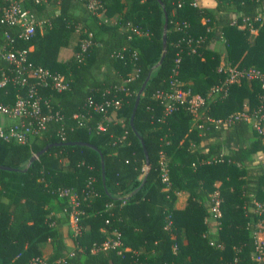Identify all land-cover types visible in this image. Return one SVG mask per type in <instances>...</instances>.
Wrapping results in <instances>:
<instances>
[{"label": "trees", "instance_id": "obj_1", "mask_svg": "<svg viewBox=\"0 0 264 264\" xmlns=\"http://www.w3.org/2000/svg\"><path fill=\"white\" fill-rule=\"evenodd\" d=\"M162 1L98 0L92 10L88 0H23L24 7L50 20L29 40L18 37L17 26L0 23V42L10 32L17 48L30 47V61L69 82L63 91L42 89L56 116L29 142L0 137V164L15 168H0V264L34 258L46 264L61 258L65 264H264L254 258L255 230H264V129L258 132L252 121L236 117L261 105L263 89L258 81L243 80L231 84L226 96L211 94L227 76L218 70L221 64L264 70V26L252 33L249 26L231 24L261 10L264 0H211L199 6L191 0ZM6 4L0 0V11ZM164 9L166 54L135 115L147 170L130 116L163 51ZM220 32L223 50L213 44ZM85 39L90 44L80 58ZM62 47L74 54L60 60ZM174 69L183 87L205 98L197 116L185 106L166 113L156 96L169 90ZM4 71L11 74L12 64L0 57V78ZM24 92L9 80L0 87V103L13 105ZM91 100L111 104L98 111ZM113 110L116 117L108 120ZM100 122L104 130H98ZM73 141L97 148L68 143ZM57 142L62 144L27 165L34 153ZM65 187L80 199L77 233L70 225V197L59 192ZM178 191L188 193L182 208L174 205ZM216 192L219 222L212 213ZM118 237L119 246L104 245Z\"/></svg>", "mask_w": 264, "mask_h": 264}, {"label": "built area", "instance_id": "obj_2", "mask_svg": "<svg viewBox=\"0 0 264 264\" xmlns=\"http://www.w3.org/2000/svg\"><path fill=\"white\" fill-rule=\"evenodd\" d=\"M7 4L3 6L0 11V23L17 26L19 28L18 37L24 40H29L33 37L37 28H43L46 24H49L50 20L46 17H38L30 9L24 7L23 0H6ZM41 2L42 0H35ZM89 7L94 10L98 6V0H88ZM191 4L199 6L201 0H191ZM231 24L239 26H249L252 33H256L260 26H264V4L261 10L253 15H242L241 17H235L232 19ZM259 26V27H258ZM135 31L141 32L140 28L136 27ZM219 39L225 42L223 33L218 35ZM90 40L85 39L82 42V51L78 53V57L82 58L84 52L88 48ZM29 48H17L14 36L7 32L4 35V40L0 42V57L9 61L12 64L11 74L7 72L2 73L0 78V87L4 86L9 80L25 88V92L18 97L13 105L0 103V137L7 141H17L19 143H27L32 134L38 133L46 128V123L51 118H54L53 104L50 100L43 95L42 89L50 87L56 91H63L69 88V82L62 73H54L48 68L42 65L35 64L28 58ZM195 51V48H192ZM179 61V58L176 59ZM219 71H223L227 74L222 83L214 85L211 90L213 96H219L220 93L223 96L228 95V88L231 84L240 83L243 80L258 81L263 89V100L261 105L252 111V113L243 111L236 117H244L245 119L252 121L254 127L258 132H262L264 129V70L255 67H238L237 65H224L221 64L218 67ZM177 70L174 69L170 78V88L167 91H158L156 96L164 104V110L166 113H172L179 108V106H185L195 116H197V109L205 101V98L200 94L192 95L190 88H185L182 82L176 76ZM90 104L95 110L106 111L107 106L111 104V101L106 100L102 103L90 101ZM115 107L119 105V101L113 102ZM214 120V119H212ZM232 118H228L225 121H231ZM219 122L220 120H215ZM105 125L100 122L98 124V130H104ZM62 139L65 136L61 133ZM125 135L122 136L124 138ZM162 177L164 181H168V168L167 160L162 158ZM61 195H68L72 202V208L70 212V225L75 233L79 232V214L81 212L80 199L76 192L71 188H60ZM221 198L219 193L216 192L213 195L212 213L219 222V218L222 215L220 208ZM257 207L261 208V205L257 203ZM264 230L261 227H257L255 230L256 237V251L254 258L261 262L264 259V246L262 232ZM213 243V241H211ZM121 241L118 238L111 242H105V246H119ZM72 254V252H70ZM56 262L66 263V259L61 258ZM27 264H46L44 258H34Z\"/></svg>", "mask_w": 264, "mask_h": 264}, {"label": "water", "instance_id": "obj_3", "mask_svg": "<svg viewBox=\"0 0 264 264\" xmlns=\"http://www.w3.org/2000/svg\"><path fill=\"white\" fill-rule=\"evenodd\" d=\"M159 2L161 4H163V1L162 0H159ZM164 16H165V21H164V26H163V35H162V42H163V51H162V54H161V57L160 59L158 60V62L155 64V66L152 68L150 74L147 76V78L144 80L143 84L141 85L140 89L138 90L137 92V96H136V99H135V102H134V106H133V109H132V113H131V116H130V125H131V128L133 130V132L142 140V137L140 135V133L138 132L136 126H135V115H136V112H137V109L139 107V103H140V100H141V96L143 95L144 91H145V88H146V85L150 79V76L152 74V71L154 70V68H156L162 61H163V58L165 57V54H166V47H167V31H168V13L166 11V9H164ZM69 144H82V145H89V146H92V147H95L97 148L94 144L90 143V142H84V141H73V142H68ZM57 144H62V142H57V143H52V144H48L46 145L45 147H43L42 149H40L38 152L34 153L30 159H29V162L27 165H29L33 160L39 158V156L44 153L47 149H49L51 146L53 145H57ZM142 145H143V148H144V152H145V156H146V168L147 170L149 169V158H148V152H147V149H146V146H145V143L144 141L142 140ZM101 167H102V178H103V181L105 183V164H104V159L102 158L101 160ZM0 168H3V169H15V168H12L10 166H7V165H3V164H0ZM145 179V178H144ZM106 188V187H105ZM107 190V189H106Z\"/></svg>", "mask_w": 264, "mask_h": 264}, {"label": "crops", "instance_id": "obj_4", "mask_svg": "<svg viewBox=\"0 0 264 264\" xmlns=\"http://www.w3.org/2000/svg\"><path fill=\"white\" fill-rule=\"evenodd\" d=\"M205 2H211V0H201V3H205ZM114 20H115L114 18L109 19V21H114ZM213 44L218 49L223 50L225 47L224 42L221 39H219L218 35L216 36L215 42ZM73 54H74V51L70 47H62L60 49V52H59V59L60 60H66V59L70 58ZM115 117L116 116H115L114 110L109 115L106 116V118L108 120L113 119ZM204 145H205V149H208V143L206 142ZM262 156H264V155H262ZM187 198H188V193L186 191H178L177 197H176V200L174 203L175 207H177V208L184 207L186 204ZM262 234H263L262 237L264 238V231ZM43 250H44L45 254H47L49 252L50 248H49V246H47V243L43 245ZM56 264H64V263L63 262H56Z\"/></svg>", "mask_w": 264, "mask_h": 264}, {"label": "rangeland", "instance_id": "obj_5", "mask_svg": "<svg viewBox=\"0 0 264 264\" xmlns=\"http://www.w3.org/2000/svg\"><path fill=\"white\" fill-rule=\"evenodd\" d=\"M263 233V232H262ZM263 235V234H262Z\"/></svg>", "mask_w": 264, "mask_h": 264}]
</instances>
